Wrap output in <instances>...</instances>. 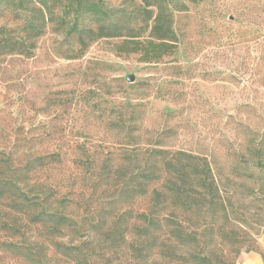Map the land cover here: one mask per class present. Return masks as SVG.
I'll use <instances>...</instances> for the list:
<instances>
[{
	"label": "rangeland",
	"instance_id": "374dc122",
	"mask_svg": "<svg viewBox=\"0 0 264 264\" xmlns=\"http://www.w3.org/2000/svg\"><path fill=\"white\" fill-rule=\"evenodd\" d=\"M97 1L125 14L122 37L84 45L50 24L32 58L0 55V182L18 178L25 155L54 154L31 184H46L61 210L82 221L80 237L59 239L79 245L93 264H160L134 236L141 222L126 214L145 212V198L118 200H130L129 164L142 163L147 149L184 152L209 164L218 189L208 233L246 244L237 253L219 243L213 256L264 264V0H166L175 39L159 63L127 52L152 39L144 5L154 0ZM18 14L0 11V28L20 27ZM18 204L0 196V264H30L18 248L71 264Z\"/></svg>",
	"mask_w": 264,
	"mask_h": 264
},
{
	"label": "trees",
	"instance_id": "16d2710c",
	"mask_svg": "<svg viewBox=\"0 0 264 264\" xmlns=\"http://www.w3.org/2000/svg\"><path fill=\"white\" fill-rule=\"evenodd\" d=\"M167 3L166 0L145 3V13L153 25L152 39L138 42L137 48L127 50L128 53H140L145 63H159L165 55L172 54L164 51L168 42L175 39L171 27L172 9ZM7 9L20 13L18 16L23 24L16 29L0 28V55L25 58L34 56L35 42L50 24H60L85 45V41L122 37L125 24L129 22L128 19L121 20L125 14L118 16L115 10L97 0H0V11ZM53 155H25L26 164L20 168L18 178H8L5 184L0 182V196L18 202L17 209L29 216V224L44 226L53 239L55 252L65 256L69 263L93 264L92 258L83 254L79 245H65L60 240L66 235L75 239L80 237L82 221L61 210L62 201L55 191L46 188V184L38 180L31 184V174L55 163ZM145 157L142 163L133 161L129 164L133 177L128 188L131 198L125 203L118 200V204L130 202L132 205L138 197L145 198V212L133 214L127 211L126 214L130 213V219L143 226V233L139 225L134 224L133 228L136 230L134 236L143 239L138 241L141 246H146V255L152 256L156 251L162 259L160 264H233L231 253L213 256V249L219 243L229 244L237 253L246 244L221 231L208 233L206 220L212 207L217 205L214 199L218 194L209 164L204 161L200 165L196 157L184 152L171 153L156 148L147 149ZM181 174L188 176L189 189L195 188L196 192L185 187L181 189ZM44 187L40 194H33L37 188ZM218 211L219 215L224 212ZM18 254L30 264H48L32 256L28 248H18Z\"/></svg>",
	"mask_w": 264,
	"mask_h": 264
},
{
	"label": "water",
	"instance_id": "95a60500",
	"mask_svg": "<svg viewBox=\"0 0 264 264\" xmlns=\"http://www.w3.org/2000/svg\"><path fill=\"white\" fill-rule=\"evenodd\" d=\"M127 81L130 82V83H132L134 81V77H132V76L129 77Z\"/></svg>",
	"mask_w": 264,
	"mask_h": 264
}]
</instances>
